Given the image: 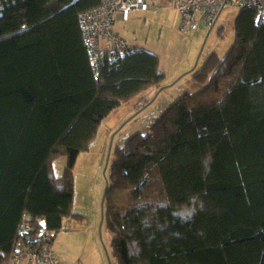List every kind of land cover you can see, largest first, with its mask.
Instances as JSON below:
<instances>
[{
    "label": "trees",
    "instance_id": "16d2710c",
    "mask_svg": "<svg viewBox=\"0 0 264 264\" xmlns=\"http://www.w3.org/2000/svg\"><path fill=\"white\" fill-rule=\"evenodd\" d=\"M101 2L0 0V264L17 241L54 249L104 118L168 87L159 55L131 44L104 51L96 72L79 17ZM241 8L227 54L194 74L203 87L114 152L102 216L116 264H264V21Z\"/></svg>",
    "mask_w": 264,
    "mask_h": 264
},
{
    "label": "rangeland",
    "instance_id": "374dc122",
    "mask_svg": "<svg viewBox=\"0 0 264 264\" xmlns=\"http://www.w3.org/2000/svg\"><path fill=\"white\" fill-rule=\"evenodd\" d=\"M241 9L235 4L226 5L209 34L211 27L181 28L182 17L169 0H163L156 8L134 9L127 21L117 14L114 31L132 46L159 55L160 69L166 75L164 85L168 87L140 111L138 107L144 100L139 97L112 111L102 121L91 149L78 156L74 167V213L77 216L64 220L54 242L56 254L64 264H116L111 233L102 222L103 197L114 152L134 134L149 132L179 96L203 87L194 74L212 53L216 52L221 58L227 54L235 40V20ZM66 165L65 156L56 158V174L61 175Z\"/></svg>",
    "mask_w": 264,
    "mask_h": 264
},
{
    "label": "built area",
    "instance_id": "2783aa9c",
    "mask_svg": "<svg viewBox=\"0 0 264 264\" xmlns=\"http://www.w3.org/2000/svg\"><path fill=\"white\" fill-rule=\"evenodd\" d=\"M163 0H102L101 4L91 10L80 14V25L83 30L85 43L89 48L90 58L98 71L99 61L104 51H124L130 47L129 43L114 32L113 25L118 13L127 21L134 9L148 10L156 8ZM182 14L181 28L197 29L200 24L212 27L216 23L219 12L228 2L239 7L250 6L256 8L259 13L258 20L264 21V0H169ZM44 221L40 225H44ZM19 232L24 239L33 233V227L29 223H22ZM49 233L43 226L39 233L35 234L34 241L44 244ZM5 264H63L55 250L48 244L43 250H35L34 243L30 240L28 245L17 241L14 251Z\"/></svg>",
    "mask_w": 264,
    "mask_h": 264
},
{
    "label": "water",
    "instance_id": "95a60500",
    "mask_svg": "<svg viewBox=\"0 0 264 264\" xmlns=\"http://www.w3.org/2000/svg\"><path fill=\"white\" fill-rule=\"evenodd\" d=\"M221 12V11H220ZM220 14V13H219ZM219 16V15H218ZM218 18V17H217ZM216 21H217V19H216ZM212 28L213 27H211L210 29H209V31H208V34L211 32V30H212ZM207 34V35H208ZM165 89V87H161L159 90H158V92L156 93V95L153 97V100L157 97V95L162 91V90H164ZM153 100H151V102L153 101ZM108 182H107V186H106V190H107V187H108ZM106 190H105V194H104V197H103V205H104V201H105V196H106ZM103 205H102V207H103ZM104 220H103V216H102V222H103Z\"/></svg>",
    "mask_w": 264,
    "mask_h": 264
},
{
    "label": "crops",
    "instance_id": "0c3cea01",
    "mask_svg": "<svg viewBox=\"0 0 264 264\" xmlns=\"http://www.w3.org/2000/svg\"><path fill=\"white\" fill-rule=\"evenodd\" d=\"M61 259V258H60ZM62 260V259H61ZM63 262V261H62Z\"/></svg>",
    "mask_w": 264,
    "mask_h": 264
}]
</instances>
